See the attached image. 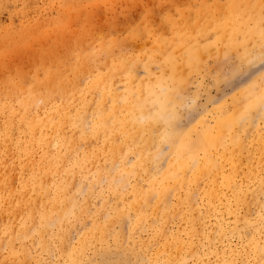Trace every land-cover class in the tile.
I'll use <instances>...</instances> for the list:
<instances>
[{
	"label": "rangeland",
	"instance_id": "rangeland-1",
	"mask_svg": "<svg viewBox=\"0 0 264 264\" xmlns=\"http://www.w3.org/2000/svg\"><path fill=\"white\" fill-rule=\"evenodd\" d=\"M72 263L264 264V0H0V264Z\"/></svg>",
	"mask_w": 264,
	"mask_h": 264
},
{
	"label": "bare ground",
	"instance_id": "bare-ground-1",
	"mask_svg": "<svg viewBox=\"0 0 264 264\" xmlns=\"http://www.w3.org/2000/svg\"><path fill=\"white\" fill-rule=\"evenodd\" d=\"M237 3V2H236ZM242 7V6H241ZM232 8V7H231ZM234 8H235V6H234ZM239 8H240V5H239ZM237 9V8H236ZM232 10H234V9H232ZM238 11V10H237ZM246 11H247V9H246ZM245 11V12H246ZM231 12V11H230ZM240 12H242V11H240ZM233 13V12H232ZM251 13V12H250ZM230 15V14H229ZM225 17V16H224ZM239 17V16H238ZM244 17V16H243ZM230 19V18H229ZM244 19V18H243ZM232 20V19H231ZM230 20V21H231ZM241 21V20H240ZM232 23V22H231ZM226 24V23H225ZM242 25V24H241ZM232 26V25H231ZM236 26V25H235ZM243 26V25H242ZM241 26V27H242ZM253 26V25H252ZM225 27H226V25H225ZM239 27V26H238ZM251 29V28H250ZM257 29V28H256ZM259 29V28H258ZM239 30V29H238ZM243 30H245L244 28H243ZM235 31H236V29H235ZM246 32H247V29L245 30ZM253 31V30H252ZM255 31V30H254ZM256 32V31H255ZM229 33V32H228ZM237 33V32H236ZM243 33L244 32H242V35H243ZM251 34V33H250ZM253 34V33H252ZM259 34V33H258ZM261 34H263V33H261ZM254 35V34H253ZM260 35V34H259ZM248 36V35H247ZM242 46V45H241ZM181 48H184V47H181ZM232 48V47H231ZM169 49V48H168ZM182 50V49H181ZM207 52V51H206ZM194 53V52H193ZM195 54V53H194ZM197 54V53H196ZM206 55V54H205ZM194 57V56H193ZM248 57H250V55L248 56ZM183 58H184V56L182 57V60H183ZM195 58V57H194ZM196 59V58H195ZM260 59V58H259ZM167 60V59H166ZM186 60V59H185ZM254 60V59H253ZM262 60V59H261ZM170 61V60H169ZM188 61V60H187ZM190 61V60H189ZM193 61V60H192ZM180 66V65H179ZM123 67V66H122ZM184 67V66H183ZM118 68V67H117ZM106 77V76H105ZM263 78V77H262ZM232 79V78H231ZM179 81V80H178ZM144 89H145V87H144ZM183 90V89H182ZM155 92V91H154ZM168 92H170V91H168ZM156 93H158V92H156ZM160 94H162L161 92H160ZM156 95L157 94H155V96L154 97H156ZM165 95V94H164ZM158 96H160V95H157V97ZM172 96V95H171ZM170 96V93L169 94H167L166 96H164V97H166L167 98V100H168V104H169V101L172 99V97ZM195 97V96H194ZM160 99V98H159ZM156 100V99H155ZM161 100H162V97H161ZM177 100V99H176ZM235 100V99H234ZM243 100V99H242ZM163 102V101H162ZM162 102H159V103H162ZM173 102H174V98H173ZM180 102V101H179ZM167 103V102H166ZM241 103V102H240ZM252 103H254V104H252ZM255 104H257V100L255 101V102H249V103H247L246 105H245V110H248L249 108H252ZM259 104H261V103H259ZM262 104H263V102H262ZM215 105V104H214ZM125 106V105H124ZM169 106V105H168ZM117 107H119V105L117 106ZM122 107V106H121ZM128 107V114H127V116L125 117L126 118V120L128 121V122H131V123H133V125H136V126H138V127H142L143 126V124H142V122H139L138 121V119H135V117H134V113H136V112H142V109H141V106L138 104V103H136V101H135V103H134V105L133 106H127ZM159 107H160V105H159ZM165 108V104H163V105H161V111L162 110H165L164 109ZM167 108H169V107H167ZM166 108V109H167ZM215 108V107H214ZM237 108V107H236ZM263 108V107H262ZM216 109V108H215ZM169 110V109H168ZM213 110V109H212ZM234 110V109H233ZM173 111V110H172ZM158 112V111H157ZM235 112V111H234ZM238 112V111H237ZM235 114H237V113H235ZM224 116H227L226 118H229L228 117V115H224ZM232 116V115H231ZM235 115H234V113H233V117H230L229 119H228V121L229 120H237L238 119V117L236 116V117H234ZM123 117V116H122ZM121 117V118H122ZM169 117V116H168ZM243 117V116H242ZM116 118V117H115ZM120 118V117H119ZM118 118V120L117 121H120L121 119H119ZM152 118H154V117H152ZM170 118V117H169ZM168 118V119H169ZM226 118L224 117V119L226 120ZM246 119V118H245ZM124 120V119H123ZM152 120V119H151ZM227 120L226 121H224L223 119H218L217 121H216V124H215V129H213L210 125L208 126V127H205V129L206 130H204V131H201V129H199V130H197V131H199V132H196V137H194L193 139H192V137H191V139H190V137H187L188 135H186V136H183V137H180V135H179V137H177V140L175 141L176 142V144H178V145H176L174 142H172V145H176V146H174L173 148H175L176 149V151L178 152V156H179V158H180V160H179V158H178V160L175 162V165L178 167V168H181V169H183V168H185V165H188V164H190L191 166H192V164H194V162H195V156H196V153L198 152L197 150H200V151H202L203 152V164H207V165H205V166H207V167H203V169L201 170V169H198L199 167H197V170L199 171V170H201V171H205L206 170V168L207 169H213V168H210L212 165H211V163L210 162H213L212 160L213 159H211L210 160V157H209V154H208V152H209V149L212 147V146H215V145H217L218 146V144H222V142H220L219 141V136L220 135H222V133L225 131V129H224V122H225V124H226V127L228 128V129H226V130H229V126H227V124L228 123H226V122H228ZM241 121V120H240ZM150 122V121H149ZM238 122V121H237ZM233 123H234V121H233ZM129 123H127V125H128ZM230 124V123H229ZM232 124V123H231ZM237 124V123H236ZM239 125V124H238ZM224 126V127H223ZM236 127V126H235ZM239 127H240V125H239ZM202 128V127H201ZM223 128V129H222ZM139 129V128H138ZM137 129V130H138ZM203 129V128H202ZM232 129V128H231ZM239 129V128H238ZM119 130H120V128H119ZM170 130V129H169ZM195 130V129H194ZM223 130V132L221 133L220 131H222ZM231 132V131H230ZM225 133V132H224ZM225 134H229V135H231L230 133H225ZM175 135V134H174ZM192 136V135H191ZM232 136V135H231ZM171 137H172V135H171ZM179 138V139H178ZM225 139V138H224ZM171 140V139H170ZM126 141H127V139H126ZM178 142V143H177ZM241 142V141H240ZM174 143V144H173ZM223 144H225V143H223ZM222 144V145H223ZM238 145H240V143L238 144ZM169 146V145H168ZM217 146H215V147H217ZM120 147H122V146H120ZM120 149V148H119ZM237 149V148H236ZM183 154H186V155H188V156H186V157H182V155ZM169 156V155H168ZM197 156H199V155H197ZM197 156H196V158H197ZM143 158V157H142ZM141 159V158H140ZM190 159L192 160L191 162H189L190 161ZM214 160H216V159H214ZM197 161H198V159H197ZM196 161V162H197ZM138 162H139V160H138ZM137 162V163H138ZM214 162H216V161H214ZM200 164V163H199ZM202 164V165H203ZM115 165V164H114ZM190 165H189V167H190ZM210 167H209V166ZM194 166V165H193ZM192 166V167H193ZM200 166V165H199ZM215 166V165H214ZM213 166V167H214ZM195 167V168H196ZM202 167V166H201ZM191 168V167H190ZM194 168V169H195ZM205 168V169H204ZM135 169V168H134ZM189 169V168H188ZM218 169V168H217ZM185 170V169H184ZM184 170H182V172L184 171ZM138 171V170H137ZM213 171V170H212ZM189 172V171H188ZM206 172V171H205ZM179 174V173H178ZM122 179V178H121ZM167 180V179H166ZM176 181V180H175ZM179 181V180H178ZM177 181V182H178ZM124 187V186H123ZM161 192V191H160ZM151 196V195H150ZM160 196V195H159ZM57 217V216H56ZM60 217V216H59ZM56 219V218H55ZM55 222V221H54ZM73 262V261H72ZM74 263V262H73ZM72 263V264H73Z\"/></svg>",
	"mask_w": 264,
	"mask_h": 264
}]
</instances>
